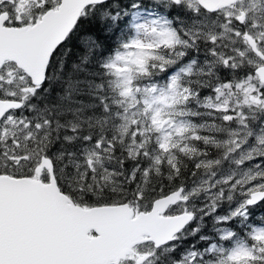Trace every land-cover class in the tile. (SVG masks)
Returning <instances> with one entry per match:
<instances>
[{
  "label": "snow or ice",
  "instance_id": "snow-or-ice-1",
  "mask_svg": "<svg viewBox=\"0 0 264 264\" xmlns=\"http://www.w3.org/2000/svg\"><path fill=\"white\" fill-rule=\"evenodd\" d=\"M0 264H264V0H0Z\"/></svg>",
  "mask_w": 264,
  "mask_h": 264
}]
</instances>
